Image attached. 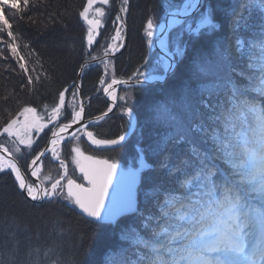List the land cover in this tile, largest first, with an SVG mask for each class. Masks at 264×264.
<instances>
[{
    "label": "snow or ice",
    "instance_id": "snow-or-ice-1",
    "mask_svg": "<svg viewBox=\"0 0 264 264\" xmlns=\"http://www.w3.org/2000/svg\"><path fill=\"white\" fill-rule=\"evenodd\" d=\"M38 2L47 0H0V57L7 59L4 51L10 52L25 77L20 91L27 89L29 95L51 79L54 71L45 68V63L53 62L44 61L30 44L24 45L28 51L22 53L17 42L22 34L13 30L21 21L36 23L28 12ZM111 3L86 0L77 12L86 23L90 49L99 43L97 37L110 17ZM129 4L130 0H119L112 20L114 34L103 44V55L89 53L77 72L83 77L92 62L103 65L99 84L113 104L118 99L123 102L121 111L129 118L127 130L115 138H100L102 131L90 130L108 117L112 106L95 120L81 123L86 115L82 85L73 80L58 91L50 111L45 106L42 115L31 103L19 100L15 111L2 109L0 173L14 174L18 189L31 201H67L69 207L78 206L82 215L92 218V223L114 230L119 245L108 250L106 264H113L124 251L123 244L134 249L135 258L125 255L119 264H264V0H235L225 13L226 20L218 18L214 0H160L163 16L157 20L155 13L149 15L144 27L147 54L135 71L117 79L111 57L124 46ZM47 18L53 26L59 23L64 28L73 19L67 10L51 11ZM225 28L227 41L220 35ZM189 51L190 76L174 88L168 102L154 109V120L164 131L153 144L135 146L134 160L120 171L110 194L118 164L114 159L86 155L79 143L81 136L97 147L122 146L136 129L135 93L151 80H166L174 74ZM120 85L128 90L118 97L116 87ZM253 123L260 133L249 139L243 129ZM73 126L77 127L70 132ZM45 129L50 136L31 160V176L41 175L37 165L47 153L63 172L30 182L19 160L25 149L32 154L33 131ZM69 138L75 141L70 148L72 161L87 186L68 174L61 159ZM155 170L163 173L158 182L146 175ZM9 223L15 224L8 233L12 247L0 249V264H17L19 233H28L27 239H32L28 225L21 226L17 217L13 215ZM69 230L56 218L50 234L64 236ZM56 247L59 252L52 264H67L62 244H50L45 257ZM40 252L38 245L27 249L30 264H40ZM72 264L81 262L74 257Z\"/></svg>",
    "mask_w": 264,
    "mask_h": 264
},
{
    "label": "trees",
    "instance_id": "trees-1",
    "mask_svg": "<svg viewBox=\"0 0 264 264\" xmlns=\"http://www.w3.org/2000/svg\"><path fill=\"white\" fill-rule=\"evenodd\" d=\"M234 2L235 0H214L220 20H226L225 13ZM85 3L86 0H47L46 3L38 2L28 12V15H31L36 23L29 25L21 21L19 27H14L13 30L18 36L22 34L17 41L21 46V52H27L28 49L24 48V45L30 44L31 48L35 49L44 61L51 60L53 62L52 65L45 63V68H54V71L50 72L51 79L45 81L43 86H37V90L32 92L31 95H29L27 89L20 91V85L25 82V77L19 72L10 52L5 49L4 57L7 59L0 57V114H2L4 108L15 111L19 107L17 100L20 103H31L33 107H37V111L41 114L44 113L45 106L50 111V106L58 95V91L71 84L73 80L78 79L79 65L88 59L89 53L96 56L103 55V44L114 32L112 20L119 10V0H112L110 17L101 29V35L97 37L99 43L91 49L86 42V23L77 16L78 10ZM65 10L71 12L73 17L67 28L62 27L59 23L53 26L48 21L49 12ZM153 13H155L157 20L163 16L160 0H130L125 33L126 41L120 52L111 58L116 69V78L124 79L130 75L147 54L148 45L144 27L149 15ZM253 22L256 24L258 20L254 17ZM45 25H47V28H45ZM220 35L227 41L229 37L227 28ZM244 35L247 36L248 33ZM191 56L192 53L189 51L188 57L178 64L175 73L171 74L164 82L143 86L135 93L133 101L135 105L134 113L137 117L135 132L122 146L96 151L98 155L114 159L116 162L126 165L134 160L136 156L135 146L138 143L147 147L155 142L164 129L155 122L154 109L158 105L168 102L174 88L190 76ZM6 68H16L17 70L15 72L6 71ZM103 75L101 64L92 63L86 74L80 77L87 118L101 114L108 107V102L102 94V85L99 84V80ZM120 90V94L126 91ZM5 97H9V99L5 100ZM88 98H90V101ZM122 105L123 102H120L112 115L104 121L92 125L90 130L102 131L104 136L100 138H115L122 131H126L129 118L121 111ZM257 128L256 124L253 123L251 127L245 125L243 130L248 138H252ZM46 135L44 134V136L38 138L31 155L25 152L24 156L20 158L19 161L24 168H26L28 160L44 146L47 141ZM82 144L85 149L90 150L85 142H82ZM65 152L69 156L70 152L67 150ZM43 162L49 164L51 159L46 158ZM146 175L153 182H158L163 173L155 170L146 173ZM143 191L142 186L140 189L142 207L144 206ZM13 215L17 217L21 226L28 225L32 236L31 241H29L27 239L28 233L21 232L18 234L20 251L17 264H30L25 253L30 246L37 245L41 249L40 264H52L59 248L56 247L55 251L49 252L45 257V252L50 244H62L63 257L67 264H72L74 257L81 264H106L105 257L108 250L119 245L114 230L107 227L102 228L86 220L74 207H69L65 201L33 203L18 189L13 174L0 173V249H3L5 245L8 248L12 247V241L9 239L8 233L15 229V224L9 223ZM56 218L62 220L64 226L70 229L66 235L58 236L55 232L50 234L52 223ZM37 233H39V239L36 238ZM121 246L124 251L115 258L113 264H119L120 259L125 255L130 260L135 258L132 255L134 249L127 244Z\"/></svg>",
    "mask_w": 264,
    "mask_h": 264
},
{
    "label": "rangeland",
    "instance_id": "rangeland-1",
    "mask_svg": "<svg viewBox=\"0 0 264 264\" xmlns=\"http://www.w3.org/2000/svg\"><path fill=\"white\" fill-rule=\"evenodd\" d=\"M124 42H125V40H124ZM121 49V48H120ZM119 49V50H120ZM118 52H120V51H118ZM118 52H116L115 53V55L118 53ZM112 57H114V54L112 55ZM111 57V58H112ZM92 63H98V62H92ZM101 66H102V68H103V65L101 64ZM162 71V70H161ZM104 76V75H103ZM78 79H79V82H80V77L78 76ZM77 79V80H78ZM117 79H119V78H117ZM103 85H102V94L104 93L103 92ZM120 89H122V90H127V88L126 87H123V88H120ZM118 90V92H117V96L119 97L120 95H122L123 93H121L120 94V91L121 90ZM103 96H104V94H103ZM83 98V97H82ZM104 98H105V96H104ZM106 100H107V98H105ZM107 102L109 103V101L107 100ZM117 103V105L121 102L119 99L116 101ZM109 105H110V103H109ZM116 105V106H117ZM37 114L38 115H42L40 112H38L37 111ZM112 115V114H111ZM110 116V115H109ZM108 116V117H109ZM42 122H46V120L45 121H42ZM61 122H64L63 120H61ZM137 124V123H136ZM52 127V125H48V128H51ZM44 134H47L46 136V138H47V141H46V143L48 142V138H49V136H50V132H48V129H45L44 131H42V132H39V133H37L35 130L33 131V133H32V138H33V140H34V144H36V142H37V140H38V138H40L41 136H44ZM77 135H81L80 133H77ZM81 141H79V143H80ZM45 143V144H46ZM44 144V145H45ZM75 144V141H72L70 138L63 144V147H62V149H61V159H63L64 161H65V163L67 164V167H68V174L72 177V178H77V172L79 171L78 170V168L76 167V165L74 164V162L72 161V156L74 155V153H71V151H70V148H71V146H73ZM80 145H81V143H80ZM34 146V145H33ZM44 147V146H43ZM81 147H83V145L81 146ZM42 149V148H41ZM40 149V150H41ZM39 150V151H40ZM65 150H67V151H69L70 152V154H69V156H68V153H66L65 152ZM82 150H83V148H82ZM25 152H27V150L25 149ZM84 152H85V149H84ZM67 154V155H66ZM85 154L86 155H88V153H86L85 152ZM35 156V155H34ZM34 156H32V157H34ZM46 158H50L51 159V162L48 164V163H44L43 162V160L44 159H46ZM32 159V158H31ZM31 159L30 160H28V163H27V166H26V168H24L23 167V165L20 163V161H19V163L21 164V166H22V168H23V170L24 171H26L27 170V168H28V166H29V164H30V161H31ZM53 159V160H52ZM53 161V162H52ZM53 163H55V164H53ZM131 163V161L129 162V164ZM129 164H126V166H129ZM37 167H40L41 168V175L40 176H38L37 178L39 179V181L40 180H42L43 179V176L44 175H48V174H50V175H52L53 177H58V175L59 174H62V172H63V169H61L60 167H59V163H58V161H56L53 157H51V154H48L47 156H45L44 158H42V160L40 161V163L37 165ZM79 173V172H78ZM28 180L30 181V182H32L31 180H30V178H28ZM62 183H66V181H63ZM42 202H44V201H42ZM42 202H38V203H42ZM66 203H68L67 201H65ZM34 203V202H33Z\"/></svg>",
    "mask_w": 264,
    "mask_h": 264
},
{
    "label": "water",
    "instance_id": "water-1",
    "mask_svg": "<svg viewBox=\"0 0 264 264\" xmlns=\"http://www.w3.org/2000/svg\"><path fill=\"white\" fill-rule=\"evenodd\" d=\"M78 81H79V79H78ZM164 80H160V81H157V80H151V81H149V83L148 84H152V83H159V82H163ZM147 85V84H146ZM118 87V89L119 88H123V87H126V86H124V85H120V86H117ZM104 94V96H105V98H107V100L109 101V103H110V106H112V108H113V111L115 110V108H116V103L117 102H115V104H113V102H112V100H110L108 97H107V93H103ZM107 111V110H106ZM113 111L111 112V113H109L108 114V116L109 115H111L112 113H113ZM98 115H100V114H98ZM98 115H95V116H92V117H90V118H87L86 116H85V119H84V121H82L81 123H86L89 119H92V120H95V117L96 116H98ZM134 117H135V121H136V116H135V114H134ZM107 118V117H106ZM97 123H99V122H97ZM77 126H73V129H71V130H69L70 132L71 131H75V128H76ZM129 138V137H128ZM127 138V139H128ZM126 139V140H127ZM84 140L91 146V147H93V148H95V149H99V150H104V149H111V148H116V147H118V146H103V147H97V146H94V145H91V143L87 140V138L86 137H84ZM124 142H122V144H123ZM47 144V143H46ZM45 144V145H46ZM45 145H44V147H45ZM43 147V148H44ZM43 148L41 149V150H43ZM40 150V151H41ZM39 151V152H40ZM48 154H50V153H47L45 156H47ZM34 158V157H33ZM44 158V157H43ZM42 160V159H41ZM40 162H38V164H39ZM21 165V164H20ZM31 165V161H30V164H29V166ZM29 166H28V168H27V171L25 172L24 170H23V168H22V166H21V170L24 172V174H25V177H26V179H28V178H30V180L32 181V182H36V183H38L39 182V179L37 178V177H33V176H31V173H30V170H29ZM122 169L120 168V166L118 165V169H117V176L116 177H114L113 178V187L112 188H110L109 189V192H110V194L113 192V190L115 189V186H116V184H117V181H118V178H119V173H120V171H121ZM14 175V174H13ZM77 183H79V182H77ZM84 184H85V186H87V181H85L84 180ZM21 191V190H20ZM21 193L26 197V195L21 191ZM29 201H31L29 198H27ZM31 202H34V203H38V202H36V201H31ZM106 203H107V201H106ZM76 207V210L78 211V213L79 214H81V210L78 208V206H75ZM82 215V214H81ZM86 220H88V221H92V218H90V217H87L86 216V214H83L82 215Z\"/></svg>",
    "mask_w": 264,
    "mask_h": 264
},
{
    "label": "flooded vegetation",
    "instance_id": "flooded-vegetation-1",
    "mask_svg": "<svg viewBox=\"0 0 264 264\" xmlns=\"http://www.w3.org/2000/svg\"><path fill=\"white\" fill-rule=\"evenodd\" d=\"M80 141H82V140H80ZM83 151H84V150H83ZM85 152L88 153L89 155H93V156L95 155V154L92 153V152H94L92 149H90L89 152L85 150ZM78 172H79V171H78ZM78 172H77V178H76V179H77L79 182L82 183V182H83V179H82V173H80V172L78 173Z\"/></svg>",
    "mask_w": 264,
    "mask_h": 264
},
{
    "label": "bare ground",
    "instance_id": "bare-ground-1",
    "mask_svg": "<svg viewBox=\"0 0 264 264\" xmlns=\"http://www.w3.org/2000/svg\"><path fill=\"white\" fill-rule=\"evenodd\" d=\"M164 81H165V80H164ZM164 81H163V82H164ZM161 83H162V82H161ZM152 84H155V83H152ZM152 84H147V85H152ZM147 85H143V86H147ZM143 86H142V87H143ZM119 89H120V88H119ZM119 89H118V87H116V92H118ZM107 97L111 100V98H110L108 95H107ZM108 105H109V103H108ZM136 121H137V117H136ZM32 159H33V157H32ZM32 159H31V160H32Z\"/></svg>",
    "mask_w": 264,
    "mask_h": 264
}]
</instances>
